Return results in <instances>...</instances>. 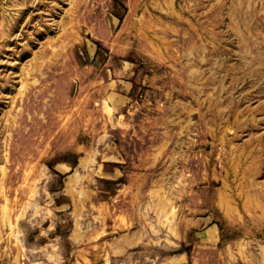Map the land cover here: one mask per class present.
I'll list each match as a JSON object with an SVG mask.
<instances>
[{
  "label": "rangeland",
  "instance_id": "1",
  "mask_svg": "<svg viewBox=\"0 0 264 264\" xmlns=\"http://www.w3.org/2000/svg\"><path fill=\"white\" fill-rule=\"evenodd\" d=\"M0 264H264V0H0Z\"/></svg>",
  "mask_w": 264,
  "mask_h": 264
}]
</instances>
